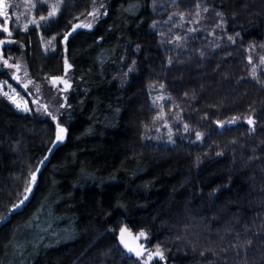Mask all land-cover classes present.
Returning <instances> with one entry per match:
<instances>
[{"label": "trees", "instance_id": "trees-1", "mask_svg": "<svg viewBox=\"0 0 264 264\" xmlns=\"http://www.w3.org/2000/svg\"><path fill=\"white\" fill-rule=\"evenodd\" d=\"M61 1L2 47L71 87L66 139L15 210L57 124L0 92V264H145L122 228L162 254L151 264H264V0ZM95 2L92 29L76 28Z\"/></svg>", "mask_w": 264, "mask_h": 264}, {"label": "rangeland", "instance_id": "rangeland-1", "mask_svg": "<svg viewBox=\"0 0 264 264\" xmlns=\"http://www.w3.org/2000/svg\"><path fill=\"white\" fill-rule=\"evenodd\" d=\"M38 2L40 4L44 3L49 7V11L46 16L37 17L36 7ZM4 3L8 5V8L6 9L7 16H0V32L3 33V37L0 38V41H3V43H1L3 48L13 43V32L11 31L12 26L29 28L31 26H40L45 24L57 15L59 8L61 7L62 1L4 0ZM102 8L103 6L101 4L95 2L90 14L84 19L80 20L75 27L84 30H91L95 21L101 15V12L103 10ZM54 10V15L50 16L49 13H52ZM41 17H44V19H41ZM4 28H7L8 32H4ZM43 45L44 48L50 50V48L53 46V42L51 40H44ZM5 61H7V63H5ZM3 69L7 70L13 82L8 80H0V92L14 106L16 110L24 112L33 111L42 117H46L53 120L54 122H56L57 125L65 129V132L63 133L64 139L62 141H57L55 138L54 143L52 144L49 152L38 167L40 171L46 161L49 159V156L54 151V149L58 145L64 143L66 139V128L58 123V117L69 106L68 90L71 87V78L70 76L65 75L61 77H53L44 83H38L30 76L27 64L24 60H19L17 58L13 59L12 57L2 55L0 56V70ZM53 79L58 80L57 85L54 84ZM166 97L167 96L161 89L155 88L152 92L153 103L156 106L161 105ZM163 111L164 108L160 107L161 115L164 114ZM53 117H55V119H53ZM164 126L167 131V134L171 137L170 141L172 142V138L175 137V133L172 129V126H170L169 123H165ZM57 131L58 129L56 128V136ZM159 132H162V130L159 129ZM197 133L193 135L196 140H200V138L197 139ZM39 171L35 172L36 180ZM34 185L35 183L29 185L31 186V192H26L28 198L30 197L33 191ZM25 202L20 205L19 208L16 209H21ZM18 204H20V202ZM131 232L134 236H139L140 242L146 250L145 254L143 255L144 262L153 254L157 253L155 250H152L151 248L147 247L146 238L143 237L141 233H135L133 231Z\"/></svg>", "mask_w": 264, "mask_h": 264}, {"label": "water", "instance_id": "water-1", "mask_svg": "<svg viewBox=\"0 0 264 264\" xmlns=\"http://www.w3.org/2000/svg\"><path fill=\"white\" fill-rule=\"evenodd\" d=\"M73 33V30L69 32V34L66 35L64 38L65 41H68L69 35ZM3 53L2 50V44L0 43V54ZM58 79V78H56ZM53 79V82L55 85L58 84V80ZM123 230V231H122ZM118 241L121 245V247L129 254V255H134L135 257H142L146 250L144 246L140 242L139 236H134L133 233L127 229V228H122L121 231L118 233ZM127 245V247H125ZM129 249H133V251H129ZM137 252L141 253L139 256H137ZM160 255L153 254L150 258H148L144 263L145 264H151L154 258H159Z\"/></svg>", "mask_w": 264, "mask_h": 264}, {"label": "snow or ice", "instance_id": "snow-or-ice-1", "mask_svg": "<svg viewBox=\"0 0 264 264\" xmlns=\"http://www.w3.org/2000/svg\"><path fill=\"white\" fill-rule=\"evenodd\" d=\"M7 8H8V5L6 3H4V0H0V16H7V11H6ZM54 12H55V10L52 13H49V15L50 16L54 15ZM41 19H44V17H41ZM3 31L4 32H8V29L4 28ZM0 43H3V41H0ZM261 61L264 62V57H261ZM249 62H251V58H250ZM5 63H7V61H5ZM254 74L255 73H253V75ZM53 119H55V117H53ZM248 123L249 124H253L254 121L249 119ZM57 129H58V131H57L56 140L57 141H62L64 139L63 133L65 132V129H63L59 125H57ZM185 130L187 131V126H185ZM199 138H200V133H197V139H199ZM37 171H39V169H37ZM35 180H36V175H35V173H32L30 184L35 183ZM25 192H31V186L27 187L25 189ZM27 199H28V197H27V195H25L23 200L20 201V204L14 205L12 210H15L16 208H19L20 205H22ZM141 235H143V233H141ZM125 247H127V245H125ZM129 251H133V249H129ZM136 254H137V256H139L141 253L137 252ZM157 255H160L161 259L163 258L162 254L159 253V251L157 252Z\"/></svg>", "mask_w": 264, "mask_h": 264}, {"label": "flooded vegetation", "instance_id": "flooded-vegetation-1", "mask_svg": "<svg viewBox=\"0 0 264 264\" xmlns=\"http://www.w3.org/2000/svg\"><path fill=\"white\" fill-rule=\"evenodd\" d=\"M3 55V53L2 54H0V56H2Z\"/></svg>", "mask_w": 264, "mask_h": 264}, {"label": "bare ground", "instance_id": "bare-ground-1", "mask_svg": "<svg viewBox=\"0 0 264 264\" xmlns=\"http://www.w3.org/2000/svg\"><path fill=\"white\" fill-rule=\"evenodd\" d=\"M65 41V40H64Z\"/></svg>", "mask_w": 264, "mask_h": 264}]
</instances>
